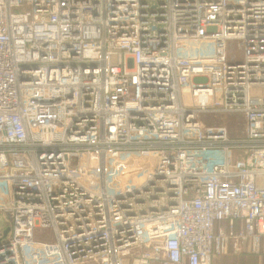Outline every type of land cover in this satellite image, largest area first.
<instances>
[{
  "label": "built area",
  "instance_id": "1",
  "mask_svg": "<svg viewBox=\"0 0 264 264\" xmlns=\"http://www.w3.org/2000/svg\"><path fill=\"white\" fill-rule=\"evenodd\" d=\"M0 213V264L264 254V0H0Z\"/></svg>",
  "mask_w": 264,
  "mask_h": 264
},
{
  "label": "crops",
  "instance_id": "2",
  "mask_svg": "<svg viewBox=\"0 0 264 264\" xmlns=\"http://www.w3.org/2000/svg\"><path fill=\"white\" fill-rule=\"evenodd\" d=\"M215 228L229 230L230 227L228 221H218ZM235 228L241 230L243 223L238 221ZM211 264H264V254H256L247 244L233 241L228 252L213 256Z\"/></svg>",
  "mask_w": 264,
  "mask_h": 264
},
{
  "label": "rangeland",
  "instance_id": "3",
  "mask_svg": "<svg viewBox=\"0 0 264 264\" xmlns=\"http://www.w3.org/2000/svg\"><path fill=\"white\" fill-rule=\"evenodd\" d=\"M229 54H240L235 41L228 42ZM241 56V55H240ZM203 118L210 124L226 125L231 137L241 136L245 129V119L241 112H222L212 111L203 113ZM7 227V221L3 214L0 213V231Z\"/></svg>",
  "mask_w": 264,
  "mask_h": 264
},
{
  "label": "water",
  "instance_id": "4",
  "mask_svg": "<svg viewBox=\"0 0 264 264\" xmlns=\"http://www.w3.org/2000/svg\"><path fill=\"white\" fill-rule=\"evenodd\" d=\"M138 170H139V167H138V166H135L132 170L122 169V171H121V177H122L123 179H126V178H128L132 173H134V172H136V171H138ZM7 232H8V228H6V229L4 230V234H7Z\"/></svg>",
  "mask_w": 264,
  "mask_h": 264
}]
</instances>
